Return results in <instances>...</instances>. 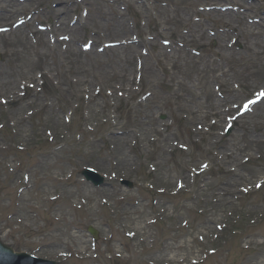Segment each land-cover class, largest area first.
<instances>
[{
	"label": "rangeland",
	"instance_id": "374dc122",
	"mask_svg": "<svg viewBox=\"0 0 264 264\" xmlns=\"http://www.w3.org/2000/svg\"><path fill=\"white\" fill-rule=\"evenodd\" d=\"M137 3L0 0V237L58 264H264V187L243 191L264 102L240 113L264 91V0Z\"/></svg>",
	"mask_w": 264,
	"mask_h": 264
},
{
	"label": "bare ground",
	"instance_id": "6f19581e",
	"mask_svg": "<svg viewBox=\"0 0 264 264\" xmlns=\"http://www.w3.org/2000/svg\"><path fill=\"white\" fill-rule=\"evenodd\" d=\"M136 1V3H137V0H135ZM139 1V0H138ZM31 2H32V0H31ZM138 4V3H137ZM21 6V5H20ZM19 5H18V7H20ZM22 6H25V5H22ZM140 6L141 7H148L146 4H145V1L143 2V3H140ZM210 6H215V3H211L210 4ZM2 11H3V9H2ZM101 16L102 17H106V14H104V13H102L101 14ZM117 26V25H116ZM120 40H118V41H123L124 39H129L130 38V33L129 32H126L125 33V35L124 36H121V37H118ZM122 38V39H121ZM108 64L109 63H106L105 64V67H107L108 66ZM149 68L150 67H145V70H144V72H148V70H149ZM106 70V69H105ZM114 76H117V74L115 73V75ZM118 90V89H117ZM127 92H128V90H127ZM113 94H114V92H113ZM228 155V154H227ZM228 159H229V156H228ZM231 182H229V184H230ZM219 193L223 196V197H232V196H234V193L231 191V189L230 188H228V187H226L225 186V183H221V185H220V187H219Z\"/></svg>",
	"mask_w": 264,
	"mask_h": 264
},
{
	"label": "water",
	"instance_id": "95a60500",
	"mask_svg": "<svg viewBox=\"0 0 264 264\" xmlns=\"http://www.w3.org/2000/svg\"><path fill=\"white\" fill-rule=\"evenodd\" d=\"M87 176L90 180H93V181L96 180L95 176L91 173H87ZM10 251L11 249H8L7 247H0V252L4 254L5 256H7L6 259H8V255H10Z\"/></svg>",
	"mask_w": 264,
	"mask_h": 264
}]
</instances>
